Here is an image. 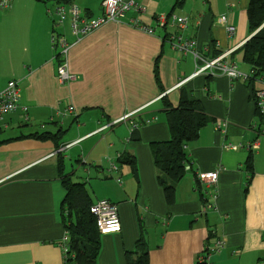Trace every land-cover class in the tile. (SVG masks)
Wrapping results in <instances>:
<instances>
[{"label": "crops", "instance_id": "0c3cea01", "mask_svg": "<svg viewBox=\"0 0 264 264\" xmlns=\"http://www.w3.org/2000/svg\"><path fill=\"white\" fill-rule=\"evenodd\" d=\"M134 1L144 10L132 9L79 41L69 12L54 24L59 17L49 10L76 4L84 16L98 17L101 0L0 5V91L17 80L29 117L25 121L19 110L0 121V264H68L61 247L68 235L63 176L81 182L79 168L93 174L91 189L83 182L94 202L106 198L119 206L121 227L101 234L97 264H128L129 256L139 255L141 241L149 264H201L199 258L218 239L225 246L210 253L212 264L264 263V114L256 104L264 72L253 85L224 74L195 75V57L173 48V24L158 26L162 14L187 16L184 39L195 38L207 58L234 49L231 59L251 74L242 49L253 35L250 0ZM222 15L235 27L232 35ZM53 33L72 43L68 63L76 78L69 83L58 79ZM183 96L198 101L210 121L185 146L189 160L169 201L152 143L171 138L165 105L176 107ZM136 123L142 125L135 128ZM7 130L13 134L4 136ZM45 130L55 138L31 135ZM126 157L134 164L123 162ZM214 170V184L197 177Z\"/></svg>", "mask_w": 264, "mask_h": 264}, {"label": "trees", "instance_id": "16d2710c", "mask_svg": "<svg viewBox=\"0 0 264 264\" xmlns=\"http://www.w3.org/2000/svg\"><path fill=\"white\" fill-rule=\"evenodd\" d=\"M247 14L253 35L245 42L242 49L244 62L252 70L248 82L253 85L264 72V0H250ZM165 106L171 138L152 143V148L156 166L162 173V185L167 198L173 201L175 183L183 177L185 163L189 160L185 146L198 138L200 130L210 118L201 109L198 101L185 96L181 98L178 106H172L169 102ZM257 112L260 113L258 105ZM31 135L39 139H48L55 138L56 134L50 135V132L45 130ZM57 146L60 148L61 145L57 144ZM250 160L251 157L248 167H252ZM122 161L134 164L132 157H126ZM59 167L62 175V162ZM63 182L67 194L62 205V214L69 235L66 261L68 264H97L101 233L97 227L96 217L91 212L94 201L84 182L73 181L69 174H64ZM139 249L136 259L128 257V264H149V251L144 241L139 242Z\"/></svg>", "mask_w": 264, "mask_h": 264}, {"label": "built area", "instance_id": "2783aa9c", "mask_svg": "<svg viewBox=\"0 0 264 264\" xmlns=\"http://www.w3.org/2000/svg\"><path fill=\"white\" fill-rule=\"evenodd\" d=\"M10 0H0V5L2 7H6L9 5ZM102 14L98 17H87L84 16L80 7L76 4H70L68 6H64L62 4L57 5L55 10H49V14L58 15V19L54 21V24H59L63 22V18L67 12H69L71 16V29L72 33L76 37V41H79L81 37L86 34L100 28L101 26L109 23L115 22L118 20H122L126 17L129 11L132 9H136L138 11H143L144 8L141 5H138L134 0H101ZM221 21L226 23V29L230 35H232L235 31V27L233 25H227V18L225 15L220 17ZM158 26L164 27L167 23H172L176 28V32L170 36V41L173 45V48L180 51L183 54L191 53L195 57L196 61V71L197 74H224L229 78L235 79H250V75L246 74L239 70L238 65L235 61L231 59V54L234 49H229L221 52L220 54L213 57H205V55L197 48V40L195 38L192 39H184L182 35V31L188 27L189 18L187 16L177 15L171 13L169 15H160L158 17ZM140 29L144 30L149 34L155 33V28L144 25L141 23H137ZM52 42L53 47H57V55H58V79L60 83H69L70 81L76 78V75L72 73L69 69L68 56L69 50L72 47V43L68 42L65 36L52 34ZM188 79L185 78L181 80V83ZM178 84V85H179ZM20 88L17 80H9L6 87L0 91V121L3 119L4 115L9 112L19 111L22 113L25 121H29L28 117V107L26 105H22L20 103ZM257 105L259 107V111L261 114H264V92L260 91L257 93ZM67 111H74V107L72 105H68ZM133 113L126 114L120 119L116 120L114 123H118L126 120ZM150 120H147L146 123H150ZM142 125V123H136L134 127H138ZM107 126H103L100 130L106 128ZM61 150V149H60ZM59 150V151H60ZM112 169H116L117 166L115 164L111 165ZM219 171H200L197 173V177L200 181L207 184H214L218 180ZM214 196V195H213ZM91 212L95 215L97 220V227L100 233H109L113 231H117L121 227V219L119 215V206L116 202L111 199H98L91 206ZM63 241V243H62ZM61 241V247L63 250V254L66 257L68 254V245L66 244L68 241V235H65L63 240ZM225 246V241L222 239H218L212 249L207 248L205 250L204 255L199 258V263L201 264H212L209 260V255L212 251L219 250ZM261 264H264L263 262Z\"/></svg>", "mask_w": 264, "mask_h": 264}, {"label": "rangeland", "instance_id": "374dc122", "mask_svg": "<svg viewBox=\"0 0 264 264\" xmlns=\"http://www.w3.org/2000/svg\"><path fill=\"white\" fill-rule=\"evenodd\" d=\"M33 124L32 125H30V127L28 126V131H30L31 129H33ZM42 127V125L40 126V128ZM3 134H5L4 136H6V135H8V134H13V131H11V130H7V131H5V132H3ZM86 169H87V167H86ZM89 172V171H88ZM87 172V173H88ZM76 175L77 176H81V178H82V180H80L81 182H83V180H88V182L86 183V185H87V187L88 188H90L91 189V182L93 181V174H91L90 172L88 173V176L86 175H84L83 173H82V169H77L76 170ZM73 181H75V182H78V180L76 179V177H73Z\"/></svg>", "mask_w": 264, "mask_h": 264}]
</instances>
